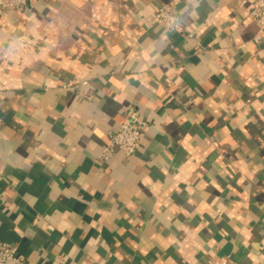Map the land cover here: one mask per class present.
Listing matches in <instances>:
<instances>
[{
	"label": "crops",
	"instance_id": "obj_1",
	"mask_svg": "<svg viewBox=\"0 0 264 264\" xmlns=\"http://www.w3.org/2000/svg\"><path fill=\"white\" fill-rule=\"evenodd\" d=\"M169 4L192 37L152 22ZM250 0H30L0 13V241L24 264H264V40ZM134 155L99 158L128 112Z\"/></svg>",
	"mask_w": 264,
	"mask_h": 264
},
{
	"label": "built area",
	"instance_id": "obj_2",
	"mask_svg": "<svg viewBox=\"0 0 264 264\" xmlns=\"http://www.w3.org/2000/svg\"><path fill=\"white\" fill-rule=\"evenodd\" d=\"M250 2L249 15L257 27L253 40L257 42L264 40V0H250ZM29 3L30 0H0V13L5 10L22 11L28 7ZM152 22L168 31H180L186 37H192V33L186 29L181 17L172 10L169 4H162L155 9ZM146 126V120L141 118L136 111L130 110L119 127L108 133V141L103 146L99 158L106 161L113 156L116 150H121L125 157L134 155ZM0 264H24V259L14 245L0 241ZM218 264L233 263L224 259Z\"/></svg>",
	"mask_w": 264,
	"mask_h": 264
}]
</instances>
